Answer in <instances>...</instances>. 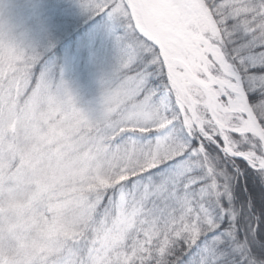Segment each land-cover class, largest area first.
<instances>
[{
    "label": "snow or ice",
    "instance_id": "snow-or-ice-1",
    "mask_svg": "<svg viewBox=\"0 0 264 264\" xmlns=\"http://www.w3.org/2000/svg\"><path fill=\"white\" fill-rule=\"evenodd\" d=\"M81 7L123 30L95 117L0 52V191L45 156L71 177L0 225V264H264V0Z\"/></svg>",
    "mask_w": 264,
    "mask_h": 264
},
{
    "label": "rangeland",
    "instance_id": "rangeland-1",
    "mask_svg": "<svg viewBox=\"0 0 264 264\" xmlns=\"http://www.w3.org/2000/svg\"><path fill=\"white\" fill-rule=\"evenodd\" d=\"M12 18L22 26L24 47L40 55L52 84L63 82L75 108L89 117L98 115L102 110L104 77L116 69L119 56L115 37L107 27L108 19L89 20L81 6L70 12L63 10L59 0H15ZM73 24L88 25V29L71 41ZM45 165L55 166L57 175L66 181L55 185L57 191L71 183V177L60 171L62 165L45 156L35 173L27 170L24 182L0 191V225L10 226L21 209L27 215L26 205L41 207L46 202V195L39 202L34 201L38 191L43 193L51 187L42 179Z\"/></svg>",
    "mask_w": 264,
    "mask_h": 264
},
{
    "label": "clouds",
    "instance_id": "clouds-1",
    "mask_svg": "<svg viewBox=\"0 0 264 264\" xmlns=\"http://www.w3.org/2000/svg\"><path fill=\"white\" fill-rule=\"evenodd\" d=\"M15 0H0V52L5 54L16 51H23V30L22 26L12 18V9ZM42 179L50 186L66 182L63 177L57 175L55 166L48 167L42 172ZM44 225L36 230L35 235L39 236L44 230Z\"/></svg>",
    "mask_w": 264,
    "mask_h": 264
},
{
    "label": "trees",
    "instance_id": "trees-1",
    "mask_svg": "<svg viewBox=\"0 0 264 264\" xmlns=\"http://www.w3.org/2000/svg\"><path fill=\"white\" fill-rule=\"evenodd\" d=\"M59 4L63 10L70 12L72 10V8H74L76 6H79V7L81 6V0H59ZM107 25H108L107 27L109 28L110 32L115 37V40L117 43V39L122 36V32H123V30L120 26V22L115 21V20H108ZM87 29H88V25L85 27L84 26L82 27L79 24H77V25L73 24L71 27V41L74 40L75 36L84 34V32ZM55 51H57V49ZM57 56H58V54H57ZM56 61L57 62L55 64V67L58 68L59 63H60L59 58Z\"/></svg>",
    "mask_w": 264,
    "mask_h": 264
}]
</instances>
